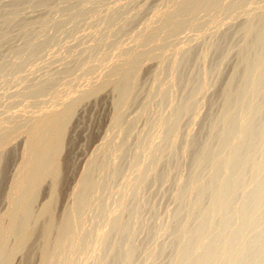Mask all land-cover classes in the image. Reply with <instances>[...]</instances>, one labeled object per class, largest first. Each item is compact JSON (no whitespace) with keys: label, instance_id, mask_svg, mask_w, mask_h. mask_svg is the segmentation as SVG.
<instances>
[{"label":"bare ground","instance_id":"bare-ground-1","mask_svg":"<svg viewBox=\"0 0 264 264\" xmlns=\"http://www.w3.org/2000/svg\"><path fill=\"white\" fill-rule=\"evenodd\" d=\"M149 1H140L130 9V2L123 1L103 8V0H62L58 9L66 15L63 13L61 21L52 16L48 19L54 0H10L7 7L4 5L0 49L10 43L16 32L12 37L9 31L16 27L17 34L29 39L19 34L24 40L21 45L9 48L10 44L6 51H0V56L10 53L19 59L14 63L9 54L5 59L11 58L12 63L0 59L2 83L27 84L25 89L0 95V101L8 96L10 103L25 101L22 109L34 108L42 107L41 98L49 95L55 105L50 110L43 105L38 112L18 108L21 113H9L8 107L7 115L0 116V182L15 155L7 147L17 137L22 140L14 172L0 196L5 202L0 211V264H264V0H167L165 7L156 8L155 16H150L155 21L146 19L145 28L123 47L121 35ZM23 6L43 7L49 15L25 17L20 13ZM224 16L233 21L222 22ZM239 18L242 22L232 25ZM87 21L92 26L88 29L94 28V32L89 29L92 43L87 46L85 41L86 47L82 43L80 51L66 49L69 60L62 71H54V67L55 73L50 71L42 82L38 81L41 77L37 82L22 77L45 49L60 41L48 31L59 30L70 37ZM221 23L227 24L226 30H217ZM209 24H215L217 30L210 38L203 32ZM184 29L199 34L200 41L208 39L199 55L193 44L173 45ZM37 30L43 35L36 34ZM87 30V34L82 32L88 35ZM113 47L118 54L114 50L116 58L105 65L112 59L108 49ZM168 48L172 49L170 55ZM81 51L90 52L89 56L85 58ZM209 56L217 58L213 63L210 57L212 65L208 66ZM232 57L237 61L225 77L223 69ZM154 59L160 64L149 73L154 81L148 89L142 74L147 61ZM100 67L104 72L101 69V76L96 75L100 79L93 77L96 81L88 88L77 93L60 89L71 86L65 79L75 71L87 79L98 68L100 72ZM143 90L147 92L145 99L140 97ZM103 92L113 94L109 130H116L120 139L108 136L105 143L102 141L73 184L69 204L58 212L65 169L70 163L65 156L70 124L79 107ZM139 97L144 102L129 122L125 112L139 104ZM158 100L160 111L137 133L131 123L138 124L149 115ZM202 105L211 109L202 120L207 126L210 123L207 129L204 124L206 136H199L198 131L193 137L188 125L185 138L183 121L188 118L192 125ZM130 143L134 146L129 150ZM158 181L162 186L174 183L164 196L175 206L164 213L144 195L147 187ZM44 190L47 197L41 200ZM148 213L151 219L145 221ZM142 231L146 237L140 243ZM16 257L20 263H15Z\"/></svg>","mask_w":264,"mask_h":264},{"label":"rangeland","instance_id":"rangeland-1","mask_svg":"<svg viewBox=\"0 0 264 264\" xmlns=\"http://www.w3.org/2000/svg\"><path fill=\"white\" fill-rule=\"evenodd\" d=\"M12 1V0H11ZM55 2H53L54 4H53V7H52V9L53 10H50V11H52V12H49V10H46L45 8H43V7H39V8H31L30 6H23V7H21V9H20V13L21 14H23V15H25V17H29V18H33V17H40L42 14L45 16V12H46V18H47V14L49 15V13H51L49 16H48V19H50V18H52L53 17V19H54V21H61V20H63V18H65V15L62 13V11H60L61 10V8H62V3L60 4V2L62 1V0H54ZM57 1V2H56ZM104 2H101V3H103V8H105V7H107V5H109L110 3V7H113L115 4H117V2L118 1H123V2H121V3H123V4H127V3H129L130 2V9H134V7H136V6H138L139 5V3H140V1H143V0H134V2H133V0H103ZM113 1H115V3L113 2ZM139 1V2H138ZM166 1L167 0H150L149 2H148V6L146 7V9H145V11L143 12V13H141L139 16H137L133 21H131L130 22V26L128 25L125 29H127V30H125L124 32H123V35H121V37H120V39H119V42H120V44L124 47L125 45V43L127 42H130L131 41V43H132V38H133V36L137 33V32H139V30L141 31V30H143L145 27L144 26H146L145 24H147L146 22H147V20H148V22L149 23H151V22H153V21H155V20H153V19H155V18H152L153 16H155L154 14H152V13H154V11H155V9L157 8V9H161V8H163V7H165V5H166ZM227 1H232V0H227ZM7 2H9L10 3V0L8 1V0H0V16H1V14L4 12V14H2V16L0 17L1 19L3 18V15H4V17H5V15H6V7H7V5H9V3H7ZM133 4H132V3ZM137 3V4H136ZM142 3V2H141ZM140 3V4H141ZM60 4V5H59ZM114 4V5H113ZM131 4L133 5V6H131ZM260 4V3H259ZM258 4V5H259ZM6 7H5V6ZM61 6V8H60V10L58 9L59 8V6ZM105 5V6H104ZM111 5H113V6H111ZM257 5V6H258ZM57 6V7H56ZM254 6H256V5H254ZM2 7V8H1ZM101 7H102V5H101ZM109 7V6H108ZM23 8H25V10H23ZM43 9H44V11H43ZM156 9V10H157ZM2 10V11H1ZM22 10V11H21ZM28 10V11H27ZM35 10V11H34ZM61 12H59V11ZM153 10V11H152ZM24 11V12H23ZM2 12V13H1ZM33 12V13H32ZM49 12V13H48ZM57 12V13H56ZM156 12V11H155ZM31 13V14H30ZM56 15H55V14ZM145 13V14H144ZM60 14V15H59ZM61 14H62V16H61ZM22 15V16H23ZM43 15L41 16V17H43ZM151 15H153L152 17H150ZM50 16H52V17H50ZM50 17V18H49ZM62 17V18H61ZM60 18V19H59ZM56 19V20H55ZM147 19V20H146ZM52 20V19H51ZM152 20V21H151ZM222 20H224V21H222V22H225V20L227 21H233L232 19H227L225 16L222 18ZM242 20H243V18H239L238 20H236L235 22H232L231 24L232 25H234V23L235 24H239L240 22H242ZM239 21V22H238ZM88 22V21H87ZM87 22H86V24L84 23V25H82L78 30H76L70 37H67V35L65 34V33H61V31H59L58 30V32L57 33H55L57 30H52V32L51 31H48L49 32V34L51 35V36H55V37H57V39L59 38V42L57 43V45L55 44L54 46L56 47H54V46H50L49 47V49L47 48V49H45V53L43 52L42 53V57L41 58H39V59H35V61L32 63V66H30L29 65V67H27V69L29 70H27V69H25V71L27 70V72H23V75L21 74V73H19L18 75L20 76V75H22V77H26L28 80L30 79V80H33V79H36V82H37V78L38 77H41L40 78V80H38L39 82L41 81V79H43V77H44V79L46 80V74H48L50 71H53V69H54V67H55V69H54V71L56 70V71H62V67L64 66L65 67V63H67V61L69 60L68 59V56H67V59H66V52H67V50H70V49H76V50H79L80 51V49H82V48H80V47H82L83 46V44L84 43H86L85 41H87V46L89 45V44H91L92 43V41H91V37L89 36V33H91V32H89V29H91L90 31H92V32H94V28L92 29V28H89L88 29V27H89V25H90V21L88 22V24H87ZM226 23H228V22H226ZM225 23V24H226ZM221 24H223V25H221ZM220 25L222 26V27H220L219 26V28L217 29V30H219L220 28L224 31V29L226 28L227 29V24L226 25H224V23H221ZM80 25H81V23H80ZM85 25H87V26H85ZM214 25L215 24H209L208 26H206V27H204V29H203V32L204 33H206L205 35L206 36H208L209 35V37L208 38H210L211 36V34H213V33H215L217 30H215V27H214ZM91 26V25H90ZM92 27V26H91ZM214 27V28H213ZM14 27H12L11 26V29H13ZM17 28V27H16ZM13 29V31L10 29V27L8 28L9 30H11V31H9L10 32V34L11 33H13L14 34V32H16L13 36L15 37H13L12 36V34H11V36L14 38H11L12 39V41H11V39H10V43H6V45L7 46H9L10 44V46H9V48H11V46L13 47V45L15 46V45H21V43H23L24 42V40H28L29 39V37H26V38H24L23 37V35L21 34V33H19V34H21L22 35V37L24 38V40H23V38L20 36L19 37V34H17L18 32H19V30L17 31V29ZM37 28H40V29H38L39 30V32H41V30H42V32H43V28H42V26H40L39 27V25L37 26ZM42 28V29H41ZM143 28V29H142ZM87 30V32H88V35H85V34H87L86 33V31L85 30ZM211 29H213V30H211ZM225 29V30H226ZM16 30V31H15ZM38 30L36 31V34L38 33ZM82 30L83 31H85L84 33L82 32ZM183 30V29H182ZM180 31L181 33H179L178 34V36L180 37V39L179 40H176V42L175 43H173V45L175 46V44L177 45V46H184V44L183 43H188V44H186V46L187 45H189V44H193V48H194V51L196 52V54H197V52H198V54L197 55H199L201 52H202V50H203V46H204V48H205V46H206V42L208 41V39L206 40V39H202L201 38V41L199 40L200 38L198 37V36H196V35H199V34H196V32H193V31H190V30H187V29H184V31ZM187 30V31H186ZM207 30H209V32L207 31ZM54 31V32H53ZM134 31V32H133ZM206 31V32H205ZM130 32H133L132 34H130ZM1 33V32H0ZM51 33H53V35L51 34ZM185 33V34H184ZM195 33V34H194ZM203 33V34H204ZM34 34V36L35 37H33V38H37L36 37V34L35 33H32L31 35H33ZM43 35V33H38V35ZM59 34V35H58ZM83 35V36H82ZM195 35V36H194ZM17 36V37H16ZM61 36V37H60ZM76 37V38H74V37ZM84 36H88V38H86V37H84ZM132 36V37H131ZM193 36V37H192ZM32 37V36H31ZM40 37V36H39ZM55 37H53V38H55ZM72 37H73V39H72ZM79 39H78V38ZM127 37V38H126ZM129 37H131V38H129ZM192 37V38H191ZM195 37V38H194ZM198 37V38H197ZM217 37V36H216ZM215 37V38H216ZM21 38V39H20ZM32 38V39H33ZM68 38V39H67ZM69 38H71V40H69ZM17 39L19 40L20 39V41H17ZM31 39V38H30ZM62 39V40H61ZM85 39V40H84ZM125 41H124V40ZM195 39H198L197 41L195 40ZM23 40V41H22ZM67 40H69L70 42H68L67 44L69 45V46H71L70 48H69V46L68 45H66V41ZM188 40V41H187ZM88 41H89V43H88ZM91 41V42H90ZM237 41V40H236ZM16 42V43H15ZM2 43V42H1ZM18 43V44H17ZM62 43L64 44V45H62ZM83 43V44H82ZM131 43H128V45L129 44H131ZM202 43H203V45H202ZM13 44V45H12ZM61 44V45H60ZM179 44V45H178ZM181 44H183V45H181ZM2 45V44H1ZM1 45H0V47H1ZM128 45L126 44V47H128ZM3 46H4V48L2 49H0V51H2V52H4V51H6L5 49L7 48L8 49V47L7 46H5V44H3ZM63 46H65V47H63ZM66 46H68V47H66ZM6 47V48H5ZM53 47V48H52ZM86 47V44H84V46H83V48H85ZM110 48H112V47H110ZM169 48H173V47H169ZM168 48V50L169 51H167L168 53H167V55H170L171 53H172V49H169ZM54 49V50H53ZM67 49V50H66ZM116 48L115 47H113V49L112 50H110V49H108V51L110 52L111 51V53H110V58H112V59H108V61L105 63V65H108V64H110V63H112V61H113V59H115L116 58V56H114V53L116 52V55L118 54V51L117 50H115ZM49 50V51H48ZM66 50V51H65ZM85 50H87V48L86 49H84V51ZM114 50H115V52H114ZM63 51H65V54L63 55ZM89 51V50H88ZM88 51H86L85 53H83L82 51H81V53L80 54H82V56H86V57H88L89 56V53L90 52H88ZM113 51V52H112ZM171 51V53H169ZM8 52V51H7ZM69 52V51H68ZM200 52V53H199ZM0 54H3V53H1L0 52ZM6 54H9L8 55V57L10 56H12L10 53H6ZM6 54L4 53V55H1L0 56V59L3 61V63L4 62H7V61H10V63H12V61L9 59H5V57H6ZM113 56H112V55ZM54 55H55V57H57V58H55L54 57ZM60 55V56H59ZM63 55V56H62ZM214 56H216V55H214ZM214 56H209V58L207 59V61H206V64L209 66V65H212V63L211 62H209V59H210V57H212L213 59H210V61H215L216 59H214V58H217V57H214ZM1 57H3V58H1ZM50 57V58H49ZM64 57H65V60H64ZM83 57V58H84ZM85 57V58H86ZM115 57V58H114ZM12 58H15V59H17V57H13L12 56ZM53 58H55V60L53 59ZM61 58H63V61L64 62H62V59ZM235 58L236 57H232L231 59H230V61L225 65V67H224V69H223V73H224V76L226 75V76H228L229 75V73H230V70H232V66H233V64L232 63H234V65H235V62L237 61V59L235 60ZM15 59H13V61H14V63H16L19 59H17V60H15ZM44 60V61H43ZM112 60V61H111ZM233 60H235V61H233ZM111 61V62H110ZM37 62H38V64H37ZM43 62V63H42ZM158 62V60H150V61H147V63H146V65H145V68H144V71H143V74H142V81H143V84H145V88H148L149 89V87H150V85L152 84L151 82H153L154 80H152V79H154V76L152 75L153 74V70H155L158 66H159V64H160V60H159V62ZM1 61H0V65H1ZM2 63V64H3ZM37 64V65H39L37 68H36V66L37 65H35V66H33L34 64ZM63 63V64H62ZM150 63V64H149ZM214 63V62H213ZM42 64H43V66H42ZM62 64V65H61ZM65 64V65H64ZM157 64V65H156ZM232 64V65H231ZM101 67H103L102 65H101ZM100 67V72H99V68L97 69L98 70V74L96 73V74H94V76L93 75H91L92 77H90L91 79L89 80V77L86 79H82V78H80V76H81V71H75V73L71 76V77H69V78H67V79H65L66 81H71V86L70 87H74L73 89L71 88L70 89V87L68 88V87H64V86H61L60 87V89L62 90V91H68V90H72V91H74L75 93H77V91H79V90H83V89H86V88H88L87 86H89V83L90 82H95L97 79L99 80L100 79V76H101V73L102 72H104V68L102 69ZM30 68H32V69H30ZM34 68V69H33ZM199 68L200 67H197L196 69L197 70H199ZM48 69V70H47ZM101 69H102V72H101ZM195 69V70H196ZM31 70V71H30ZM46 70H47V72H46ZM96 70V71H97ZM53 71V73H55ZM95 71V72H96ZM76 72L78 73V74H76ZM188 72V71H187ZM186 72V73H187ZM232 72V71H231ZM100 73V74H99ZM149 73H152L151 75H149ZM185 73V74H186ZM80 74V75H79ZM26 75V76H25ZM77 76V79H79V80H77L76 78V80L74 79V78H72L73 76ZM79 75V76H78ZM96 75H100V76H96ZM74 76V77H75ZM149 76H151L152 78H149ZM225 76V77H226ZM96 79V80H94V78ZM99 77V78H98ZM164 76H162V78H163ZM72 78V79H71ZM92 78H93V80H92ZM69 79V80H68ZM80 79H82L83 80V82L80 80ZM2 79L0 78V95H7L8 93V95H10V94H12L11 92H14L15 93V91H18L20 88H22L23 86V88L25 89V87H26V85H22L21 87L20 86H17L16 84H9L8 82H6V83H2L3 82V80L1 81ZM29 80V81H30ZM74 80L76 81V83L78 84H76L75 82H74ZM87 80H89V81H87ZM92 80V81H91ZM97 80V81H98ZM42 81H44V80H42ZM41 81V82H42ZM33 82H34V80H33ZM3 84V85H2ZM6 84H9V85H6ZM144 86V85H143ZM62 87H64V90L62 89ZM17 88H19V89H17ZM22 88V89H23ZM220 88V87H219ZM221 88H222V86H221ZM5 89V90H4ZM75 89V90H74ZM144 89V88H143ZM145 91H148L147 89H145ZM144 90H143V92L142 93H144L145 92ZM112 93H110V92H103V93H101L100 95H97L96 97H94V98H91L90 100H88L85 104H83L81 107H79V110H78V112L76 113V115H75V117H74V119H73V121L71 122V126L69 127V129L70 130H68V144H67V146H66V150H65V156H67L68 158H70L69 160H70V163H69V165H68V167H66V169H65V180H64V183H63V187H62V190H61V193H60V196H59V199H58V202H57V210H58V212L59 211H61V210H63V208H65L68 204H69V193H70V191L73 189V187L75 186V185H73V184H75L76 182H77V180H78V178H79V176H80V173H81V171H82V167L84 168V166L86 165V162L90 159V157L92 156V154L95 152V151H99L100 149L98 148V147H102V146H100V145H103L102 144V141H103V143H105L106 141H107V138H108V136L110 137V138H108V139H114V138H116L117 137V131L115 130H109L110 129V127H111V118H112V116L111 115H113V113H112V100H113V94L111 95ZM210 94V97H212V92L211 93H209ZM142 95H144V96H142ZM141 95V93H140V97H142V98H146V96L145 95H147V92L146 93H144V94H142ZM7 97V98H6ZM47 97V98H46ZM139 97V99H140V102H139V104L137 103L136 105H132L131 107H129V110L127 109L126 110V112H125V116L127 115V118H128V121L129 122H131L132 121V119L136 116V114H138V111H139V106H140V104L142 105V102H144V100L142 99V98H140ZM50 97H49V95H47V96H45V97H43V98H41V100L43 101V104H41V106L42 107H44L45 109H47V107L49 108V109H47V110H50V107L52 106V104L54 103L53 101H52V99H51V101H50ZM142 99V100H141ZM7 100V101H6ZM142 101V102H141ZM5 102V103H4ZM19 102L20 101H18V102H15V103H10L9 102V98H8V96H2V98H1V101H0V116L2 117L3 116V114H5V111L6 110H8V107H10L9 109L10 110H8L9 111V113L10 112H12L13 113V111L14 112H19V113H21L22 112V110L24 109V110H27V109H30V111L32 110L33 112H38L42 107H34V108H23L22 109V106H25V105H27V103H25V101H23L24 102V105H23V102H20L21 104H19ZM18 103V104H17ZM2 104V105H1ZM17 104V105H16ZM51 104V105H50ZM158 104V105H157ZM14 105V106H13ZM44 105V106H43ZM55 105V104H54ZM53 105V106H54ZM19 106V107H18ZM40 106V105H39ZM52 106V107H53ZM159 106V107H158ZM203 106V105H202ZM201 106V107H202ZM2 107V108H1ZM51 107V108H52ZM209 106H206V105H204L202 108H200V112H199V114H198V118L196 117V119H195V122H193L192 123V125H191V123H190V120H188V118L187 119H185L184 121H183V123H182V126H183V124H184V129L182 130L183 132L184 131H186L185 133H182L183 134V136H185V138H186V134H187V131H189V129H188V125H190V127H192V133H194V136L193 137H195L196 136V134L198 133V131L200 132L199 133V136L201 135V133H203L204 131H206V129L208 128V126H209V124L210 123H208V126H207V123H203V121H204V116L209 112V110L208 109H210V108H208ZM7 108V109H6ZM16 110H15V109ZM20 109V111H18L19 109ZM36 109V110H35ZM160 109H161V106H160V104H159V100L158 101H156L155 102V104L151 107V109H150V111H149V113H147V114H149V115H147V116H145L144 118H141L140 120V122H139V120H138V124H136L137 122H132L131 123V127H135V129L137 130V133H140L142 130H144V128L148 125V122L150 121V119H152V117L154 118L157 114H158V112L160 111ZM211 110V109H210ZM215 110H217L216 108H215ZM27 111H29V110H27ZM208 111V112H207ZM7 113L8 112H6V114L4 115V116H6L7 115ZM3 118V117H2ZM150 118V119H149ZM147 119H149V120H147ZM203 120V121H202ZM186 121V122H185ZM189 121V122H188ZM147 122V123H146ZM202 122V123H201ZM145 123H146V125H145ZM187 123V124H186ZM129 125H127V127H129L130 126V123H128ZM132 124H133V126H132ZM195 124V125H194ZM203 124V125H202ZM204 124H205V130H203L204 129ZM187 127H186V126ZM202 125V126H201ZM144 126V127H143ZM189 127V128H190ZM202 129H201V128ZM141 129V130H140ZM186 129V130H185ZM194 129V130H193ZM199 129V130H198ZM203 130V131H201V130ZM197 130V131H196ZM109 131H110V133L112 132L113 133V135H111V134H109L108 135V133H109ZM114 131V132H113ZM139 131V132H138ZM206 133V132H205ZM205 133H203V136L205 137L206 136V134ZM106 135H107V137H106ZM138 134H135V136L134 137H136L135 138V142H136V139H137V136ZM183 136H181V139H184L183 140V142L185 141V138H182ZM197 137H198V135H197ZM203 137V138H204ZM17 139V140H16ZM8 147H7V150L11 153L12 152V154L13 153H15V155H16V153L19 151V149H20V145H22L21 143H22V140H21V137H17ZM116 139H120V138H116ZM133 140H134V138H133ZM134 145H135V142H133V141H131ZM182 142V141H181ZM182 142V143H183ZM133 147L134 145H132L131 143L129 144V150H130V148H132L131 146ZM99 149V150H98ZM196 149H198V148H196ZM195 149V150H196ZM11 150V151H10ZM195 150L192 152V153H194L195 152ZM16 151V152H15ZM92 151V152H91ZM197 152V151H196ZM95 154V153H94ZM14 155V157L8 162V164H7V168H6V171H5V173H4V175H3V178H2V181L0 182V196H2V193L3 192H5V190H6V187H7V184H8V182L10 181V179H9V177H11V175L13 174L12 172H14V167H15V161H16V158H17V155L15 156ZM13 161V162H12ZM74 165V166H73ZM84 165V166H83ZM70 166V167H69ZM73 166V167H72ZM162 168V170H163V166L161 167ZM134 176V175H133ZM133 176H131V177H133ZM159 182V181H158ZM157 182V184L156 183H154V182H152V184H153V186L150 184V186L149 187H147V189H149V192H146V191H148L147 189H146V191L144 192L145 194L144 195H147V196H145V198H146V200H148V201H151V202H155L157 205L159 204V206H158V211L160 210L161 211V213H164V212H167V210H171V209H173L174 208V203H173V200L172 199H170L168 196H164V191H165V193H168V192H170L172 189H173V186L174 185H172V184H174V183H172V184H167V185H164V186H162L161 185V182H159L158 183ZM157 185H159V186H157ZM72 187V188H71ZM161 187V188H160ZM164 187V188H163ZM169 189V190H168ZM47 190H44L42 193H41V196H40V199L41 200H43V199H45L44 197L46 196V194H47V192H46ZM46 192V193H45ZM159 192V193H158ZM148 193V194H147ZM162 193V194H161ZM62 194V195H61ZM47 197V196H46ZM151 197L153 198V200H154V197L156 198L154 201L153 200H151ZM60 200V201H59ZM45 201V200H44ZM43 201V202H44ZM42 201L40 202V203H43ZM165 206V207H164ZM5 209V202L3 201V200H0V211L1 210H4ZM169 210V211H170ZM159 211V212H160ZM149 216H152L151 214H146L145 215V217H144V219H146L145 221H149L150 219H151V217H149ZM143 233L142 234H140V241H139V238H138V242H142L143 240H144V238L146 237V231H142ZM141 238H143L142 240H141ZM17 258H18V260H17ZM16 261H15V263H20L19 261H20V259H19V257H16V259H15Z\"/></svg>","mask_w":264,"mask_h":264}]
</instances>
